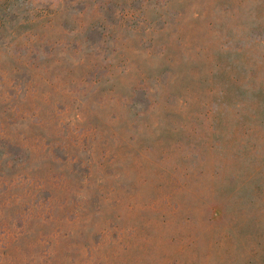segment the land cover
I'll use <instances>...</instances> for the list:
<instances>
[{"label":"rangeland","instance_id":"1","mask_svg":"<svg viewBox=\"0 0 264 264\" xmlns=\"http://www.w3.org/2000/svg\"><path fill=\"white\" fill-rule=\"evenodd\" d=\"M0 264H264V0H0Z\"/></svg>","mask_w":264,"mask_h":264}]
</instances>
